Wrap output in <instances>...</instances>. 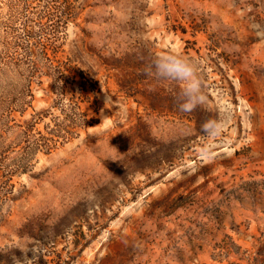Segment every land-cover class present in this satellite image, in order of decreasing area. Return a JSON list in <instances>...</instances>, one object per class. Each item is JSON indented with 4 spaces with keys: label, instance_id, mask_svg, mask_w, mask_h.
Instances as JSON below:
<instances>
[{
    "label": "rangeland",
    "instance_id": "rangeland-1",
    "mask_svg": "<svg viewBox=\"0 0 264 264\" xmlns=\"http://www.w3.org/2000/svg\"><path fill=\"white\" fill-rule=\"evenodd\" d=\"M69 34L100 122L19 179L0 264H264V0H99ZM176 54L199 92L150 68Z\"/></svg>",
    "mask_w": 264,
    "mask_h": 264
},
{
    "label": "trees",
    "instance_id": "trees-1",
    "mask_svg": "<svg viewBox=\"0 0 264 264\" xmlns=\"http://www.w3.org/2000/svg\"><path fill=\"white\" fill-rule=\"evenodd\" d=\"M98 4L99 0H0V225L11 213L8 205L17 199L19 179L33 172L40 155L58 151L100 122L98 74L80 54L68 50L70 27ZM99 57L110 69L137 59L128 52ZM137 60V67L149 68ZM149 63L154 71L160 65L151 58ZM40 90L51 101L38 110ZM151 107L157 109L152 103ZM34 264L50 261L42 258Z\"/></svg>",
    "mask_w": 264,
    "mask_h": 264
},
{
    "label": "clouds",
    "instance_id": "clouds-1",
    "mask_svg": "<svg viewBox=\"0 0 264 264\" xmlns=\"http://www.w3.org/2000/svg\"><path fill=\"white\" fill-rule=\"evenodd\" d=\"M165 63L157 65L159 68H163L166 74L173 79L188 81V90L190 93H197L200 91V85L198 80L193 79V68L189 63H187L179 54H176L172 58H164ZM181 111H191L192 109L188 107L187 101L180 105Z\"/></svg>",
    "mask_w": 264,
    "mask_h": 264
}]
</instances>
